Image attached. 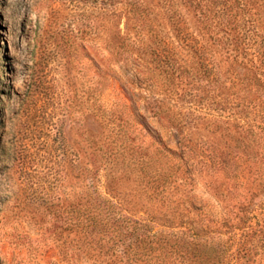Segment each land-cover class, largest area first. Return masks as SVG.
Wrapping results in <instances>:
<instances>
[{
    "label": "rangeland",
    "instance_id": "obj_1",
    "mask_svg": "<svg viewBox=\"0 0 264 264\" xmlns=\"http://www.w3.org/2000/svg\"><path fill=\"white\" fill-rule=\"evenodd\" d=\"M130 1L0 0V264H110L86 253L70 224L68 210L85 202L87 183L110 196L111 180L137 217L188 197L191 215L205 209L217 225L260 199L238 135L257 118L248 102L255 93L221 74L208 83L177 71L170 91L160 70L151 79L132 74L137 56L110 46ZM140 1L150 16L180 17L197 35H222L225 18L264 23V0ZM191 92L215 103L205 108ZM154 135L180 165L165 203L151 195L138 165ZM131 138L141 150H131ZM254 212L256 226L263 215L258 205ZM258 250L252 256L264 264Z\"/></svg>",
    "mask_w": 264,
    "mask_h": 264
},
{
    "label": "trees",
    "instance_id": "obj_2",
    "mask_svg": "<svg viewBox=\"0 0 264 264\" xmlns=\"http://www.w3.org/2000/svg\"><path fill=\"white\" fill-rule=\"evenodd\" d=\"M165 9L171 10V7L168 5ZM123 18L124 28L121 27ZM222 27L224 33L216 37L197 35L182 18L168 15L162 21L150 16L149 6L144 1L132 0L125 16H120L117 34L110 46L114 54L128 52L137 56L132 72L135 76L151 79L155 70L165 73L163 86L168 91L178 71L179 76L185 73L208 83L219 81L221 74L233 85L245 83V90L255 93L253 99L257 101H247L255 106L257 118L246 119L238 135H243L242 152L246 155L250 178L256 182L258 196L261 195L259 201L251 199L233 217L227 215L218 221V225L213 224L215 219L210 218L205 209H200L198 218L191 215L186 205L190 201L188 197L167 199L171 201L169 209L159 211V215L148 213L137 217L113 194L115 188L109 183L111 180L107 184L110 196L87 183L85 202L68 210L71 226L82 233L86 253L101 255L110 264H262L252 255L260 248L264 251V96L261 94L264 90V23L248 20L240 25L234 19L225 18ZM221 52L223 58L219 56ZM191 95L200 96L197 92ZM204 100L206 98L200 96L198 102L205 108L215 103V99L212 103L202 102ZM153 138L138 165L151 195L165 203L166 189L180 165L170 154L174 151L168 143H163L157 135ZM133 141L131 138V150H141V145ZM110 150H119L118 145L114 144ZM257 205L263 219L254 226L251 220L257 217L254 212ZM156 223L162 227L156 229ZM236 230L244 231L242 238H237Z\"/></svg>",
    "mask_w": 264,
    "mask_h": 264
}]
</instances>
